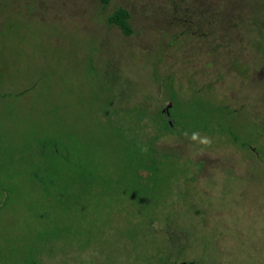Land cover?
<instances>
[{"label":"rangeland","instance_id":"1","mask_svg":"<svg viewBox=\"0 0 264 264\" xmlns=\"http://www.w3.org/2000/svg\"><path fill=\"white\" fill-rule=\"evenodd\" d=\"M190 263L264 264V0H0V264Z\"/></svg>","mask_w":264,"mask_h":264},{"label":"trees","instance_id":"2","mask_svg":"<svg viewBox=\"0 0 264 264\" xmlns=\"http://www.w3.org/2000/svg\"><path fill=\"white\" fill-rule=\"evenodd\" d=\"M104 1L108 2V0H104ZM129 19H130V14L128 10L124 8H120L108 17V23L110 25H115L119 27L124 35L130 36L133 32V29ZM162 127L166 128L169 132L174 130L172 128L173 125L169 124L168 121Z\"/></svg>","mask_w":264,"mask_h":264},{"label":"clouds","instance_id":"3","mask_svg":"<svg viewBox=\"0 0 264 264\" xmlns=\"http://www.w3.org/2000/svg\"><path fill=\"white\" fill-rule=\"evenodd\" d=\"M197 137H198V134L194 133L192 136V139L195 140V139H197ZM204 143H208V141L205 139Z\"/></svg>","mask_w":264,"mask_h":264},{"label":"flooded vegetation","instance_id":"4","mask_svg":"<svg viewBox=\"0 0 264 264\" xmlns=\"http://www.w3.org/2000/svg\"><path fill=\"white\" fill-rule=\"evenodd\" d=\"M191 264V263H190Z\"/></svg>","mask_w":264,"mask_h":264}]
</instances>
